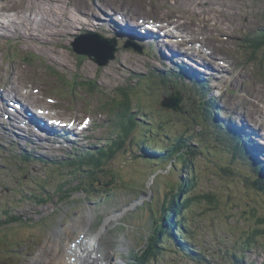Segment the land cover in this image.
<instances>
[{"label": "rangeland", "instance_id": "obj_1", "mask_svg": "<svg viewBox=\"0 0 264 264\" xmlns=\"http://www.w3.org/2000/svg\"><path fill=\"white\" fill-rule=\"evenodd\" d=\"M0 3V96L7 101L10 97L26 105H42L53 113H67L64 117L68 121L87 120L86 116L93 120V125H84L87 132H83L81 142L76 139L75 144L44 148H40L42 144L25 141L19 145L20 138L16 135L21 136L18 133L21 127L9 125L3 115L7 109L0 100L5 109L0 108V264H53L62 253H67L72 240L80 236L81 228H88L86 234L92 236L103 224L106 228L99 240V251L108 264H137V255H141L140 264H264V232L257 235L254 230L255 220L264 215V192L258 191L264 190L260 181V176L264 177L263 163L260 158L254 161L236 150L231 136H226L225 126L229 121L241 125L240 118L223 107L226 95L239 97L246 121L264 129L260 127L264 126V45L253 47L252 43L255 52L252 57L244 39L246 35L264 31V0H0ZM101 3L115 5L117 11L94 9L90 18L80 8L85 5L90 10ZM97 14L104 19L108 14L117 15L125 22L136 21L133 15L184 26L192 40H202L205 46L214 49L208 53L216 54L218 61L228 65L223 68L226 83L222 84L217 77L209 78L205 95L193 79L181 76L179 68H184L175 65L176 57L166 58L167 48L159 53L154 44L141 46L135 41L142 47L141 53L126 48L123 45L127 39L112 34V26L95 18ZM78 16L86 27L80 26ZM98 21L106 28L92 26ZM88 31L119 38L118 50L108 64L100 66L71 49L70 42L75 36ZM162 31L168 33L165 39L172 43L170 47L183 50L177 42L187 33H180L186 34L181 36L172 27ZM197 48L198 45L191 54L194 57L201 53ZM210 58L212 62L214 59ZM140 77L151 78L145 92H142L144 81H138ZM85 80L96 82L97 94L87 92ZM13 86L16 91L8 94L6 90ZM126 86L130 87V93H135L133 100L124 90ZM117 88L130 97L131 104L117 103L122 107L129 105L133 111L141 110L139 113L147 117L157 133V136L149 134L157 145L152 143L148 149L146 144L139 143L141 133L134 131L130 138L120 140L121 149L107 159L105 155L98 156V152L105 153L108 150L105 141L115 139L120 130L113 128L117 118L100 103L109 100L108 96H117ZM21 89L27 90L22 94L26 98L17 92ZM175 90L184 96L181 111L161 107V97ZM215 96L220 100L219 107L212 100ZM227 101L232 113L236 102ZM116 114L124 115L119 111ZM158 123L162 125L159 127ZM2 125L12 133L6 132ZM216 131L227 139L218 141ZM182 132H185L186 164L177 159L172 167L170 160L151 162L138 156L145 155L144 148L159 155L160 149L171 145ZM231 142L232 145H225ZM83 146L90 151L94 149L100 157L91 168L71 164L76 156L72 149L79 151ZM23 152L33 159L31 156L23 159ZM250 164L260 166L258 174ZM183 182L192 184L191 188L199 193L198 201L189 206L187 193L180 202L193 236L186 233L185 240L178 238V243L188 242L189 254L181 245L165 239L158 244L160 252L159 248L153 249L157 251L155 257L149 254L144 257L143 251L151 248L147 242L152 236L151 227L154 228L149 207L158 214L163 201L171 205L173 185ZM202 194L210 202L204 201ZM88 216L91 220H87ZM105 221L109 223L106 225ZM241 246L250 249L244 257H235V250ZM191 252L195 257H191Z\"/></svg>", "mask_w": 264, "mask_h": 264}, {"label": "bare ground", "instance_id": "obj_2", "mask_svg": "<svg viewBox=\"0 0 264 264\" xmlns=\"http://www.w3.org/2000/svg\"><path fill=\"white\" fill-rule=\"evenodd\" d=\"M15 1V0H14ZM104 0H102V2H103ZM106 1V0H105ZM107 1H109V0H107ZM4 2H5V0H4ZM23 2V1H22ZM155 2V1H154ZM12 3V2H11ZM80 3V2H79ZM85 3V2H84ZM112 3V2H111ZM1 4V3H0ZM3 4V3H2ZM78 4V3H77ZM108 4V3H107ZM103 5V3H101V5H98V4H96L95 5V8H91L90 10H89V6L88 7H86L85 5L84 6H82V7H80V6H78V7H80V8H82L83 10H85V12H86V15H89L90 16V18H91V16H92V14H94V9L95 10H102V12H104V11H117V9L115 8V5H114V7L113 6H109V5ZM10 5V4H9ZM79 5V4H78ZM112 5V4H111ZM20 6V5H19ZM2 7V6H1ZM8 7V6H7ZM101 8V9H100ZM6 11V10H5ZM120 11H123V13L125 12V14L128 16V17H130L131 16V13H128L126 10H124V9H121ZM0 12H1V10H0ZM4 12V11H3ZM97 12V11H96ZM203 12V11H202ZM122 13V14H123ZM52 14H55V12L54 13H52ZM82 14H85V13H82ZM108 15H110V14H108ZM107 15V17L104 19V17H100V16H98V14H97V17L95 16V18H97V19H99V18H101V19H103V20H105L108 24H110L111 26H112V28L111 29H114V31L116 30V26H119V27H123L124 29H126V31L127 32H129V33H131L133 36H135V37H138L139 38V40H141L142 39V41H144L146 44H151V43H153L156 47L155 48H157V50H159V53L161 52L162 53V51L163 50H165L166 48L168 49V51L167 52H165L166 54H167V57L166 58H174V57H176L177 59H178V61L177 62H181V64H183V65H185V66H183L184 67V69H186L187 71H188V69H187V67L188 68H190V67H192V68H195V69H197L199 72H200V74L199 73H197V72H195V71H193V73L191 74V73H189V72H184V74L186 75V76H188L189 78H191L192 76L193 77H197V78H200V79H203V84L204 83H206V81H208L209 80V78H219L220 79V81H221V83L223 84V83H226V81H227V79H226V76L225 75H223L224 74V70H223V68L224 67H226V66H228L227 64H225L224 62H222V61H218V59H217V57H215L216 56V54H214L213 56L210 54V53H208L209 51H212V50H214L213 48H210V47H208V46H205L204 45V43L202 42V40H200L199 39V41H197V42H195L194 40H192V37H190V35H188L189 34V32L188 31H185V30H187L184 26H179L178 25V23H176V22H172V21H168V20H161V21H156V23H157V25L155 24V22L153 21V20H149L150 18H148V19H146V18H144V17H140V16H138V17H134L133 15H132V18H134V19H136V21H131V22H125L124 21V19H122L121 17H118L117 15L116 16H111V17H109ZM113 15H114V13H113ZM124 15V14H123ZM126 15H124V16H126ZM94 16V15H93ZM86 17V16H85ZM115 17V18H114ZM120 20V21H122V22H117V23H119V24H123V26H120V25H118V24H116L115 22V20ZM96 20V19H95ZM112 20H114V21H112ZM148 20V21H147ZM182 20H185V19H182ZM78 21H79V24H80V26L82 27V28H84V27H86L84 24H85V22H84V20L83 19H81V17L80 16H78ZM153 21V22H152ZM186 21V20H185ZM199 21V20H198ZM11 22V21H10ZM101 22V21H100ZM99 21H98V23H93L92 24V26L94 27V26H98V28H101V29H105L106 28V26L104 25V24H101ZM179 22V21H178ZM189 22V21H188ZM208 22V21H207ZM75 23H76V25H77V22L75 21ZM29 24L31 25L32 24V21L30 20L29 21ZM59 24V26H61V24L60 23H58ZM188 24V23H187ZM205 24V23H204ZM88 25H89V23H88ZM87 25V26H88ZM0 26H2L1 24H0ZM209 26V25H208ZM176 28L177 30H178V32H179V35H181V36H184V35H186V34H180V33H187V35L185 36V37H180L179 39V41L177 42V44L178 45H181L180 46V48L181 47H184L183 48V50H178V49H176V48H172V47H170V45L172 46V43H169V41L168 40H166L165 38H167L166 36H169L168 35V33H166V32H164V31H162V30H164L165 28ZM32 28H34L33 27V25H32ZM161 28V29H160ZM77 29L78 30H80L79 29V27L77 26ZM110 29V30H111ZM201 29V28H200ZM212 29V28H211ZM181 30V31H180ZM117 31V30H116ZM120 31V34L122 35V36H124V30L122 29V30H119ZM200 31V30H199ZM73 31L72 30H70V33H72ZM198 32V31H197ZM196 32V33H197ZM202 34V33H201ZM179 35L178 34H174V36L175 37H179ZM192 35H194V34H192ZM198 36V35H197ZM256 36H258V38H256L255 39V37ZM185 38V39H184ZM203 39V38H202ZM209 39V38H208ZM245 45H246V48L248 49V52H249V54L252 56V55H254L255 54V52H253V50L251 49V44H252V46L254 47V44H255V41H259V40H264V31H258L256 34H254V35H246L245 36ZM206 40V39H205ZM223 42V41H222ZM199 46V48H197L196 50L198 51H200L201 53L198 55L199 57H194V56H192L191 54L194 52V50H195V48H196V46ZM205 46V48H204V46ZM205 51H207V52H205ZM210 57H212L214 60L212 61V62H210L209 60H211V58ZM253 57V56H252ZM161 59H163V58H161ZM196 63H198L200 66H201V68L202 69H198L197 67H196ZM176 65V64H175ZM187 66V67H186ZM191 69V68H190ZM162 71V70H161ZM169 74H172V72H168ZM229 74V73H228ZM139 75H141V74H139ZM13 85V84H12ZM16 89V87H11V90H6V91H8V94H10V92L11 91H16L15 90ZM22 90V91H21ZM20 91H17L19 94H26L27 93V90H24V89H21ZM13 94V93H12ZM23 96V95H22ZM4 97V96H3ZM24 98H26V96H23ZM240 97H242L241 95H240ZM21 99V98H20ZM228 99H230L231 101H232V103H234V101L236 102V105H235V107L232 109L233 111H232V113H231V111H230V108H231V106L230 105H228ZM9 101H11L12 103H14L16 106H18V107H20V108H23L24 109V107L26 108V110H25V113L27 112L31 117H34V116H36L37 118H39L40 120H43V118H41L40 117V114L38 113V112H40V111H34V110H32L31 108H30V106H28V105H26V103H20V102H16V101H13L10 97H9V99H8ZM213 102H217L216 103V105L218 106V104H219V106L221 105V103L220 102H218V101H220V100H218V96L216 97H213ZM240 101H241V99H240ZM240 101H239V97H234V98H232V97H230V96H228V95H226L225 96V99L223 100V107H224V110L225 111H227L228 113H230V114H234V115H236V116H238L239 118H240V120H239V122L238 123H240L241 124V126H243L242 128H241V132L242 133H244V134H246L247 136H249V142H250V144L248 145V152H249V157L250 158H253L254 160H258V158H259V156L261 155V151H262V154L264 153V146H260V148L257 146V144H258V139L259 138H261V139H264V129L263 130H260L258 127H256L255 125H250L247 121H246V118H245V116H244V109H243V107H242V105H241V103H240ZM22 102V101H21ZM252 102V101H251ZM29 104H31V105H33L32 103H29ZM257 104V103H256ZM255 104V105H256ZM218 106V107H219ZM257 107V106H256ZM260 108V107H259ZM42 112V111H41ZM256 112V111H255ZM258 113V112H257ZM256 113V114H257ZM262 113V112H261ZM260 113V114H261ZM44 114V113H43ZM254 115V114H253ZM255 116V115H254ZM4 118H7V122H9V125L11 126V123H13V122H11V116H7L6 114H4ZM70 121H68L67 120V122L68 123H72L73 122V120H71V119H69ZM254 121V120H253ZM255 123H257V125H259L260 126V123L258 122V121H254ZM103 125H104V123L103 122H101ZM196 124V123H195ZM8 125V126H9ZM93 125V124H92ZM96 125H98V124H96ZM2 126H4V125H2ZM87 127H88V124L86 125ZM192 126V125H191ZM79 127L80 128H82V130H84V131H86L87 132V129H86V127L85 126H80L79 125ZM237 127L238 128H240V126H239V124H237ZM260 127H264V126H260ZM5 128V127H4ZM27 130L25 131L24 129H19L18 130V133L19 134H21L22 136H24V138L25 139H23L22 138V136H20V135H16L17 137H19L20 139H19V145H21V141H25V142H33L34 144H36V143H39V144H42L41 142V140L42 139H46V140H48L49 141V138H47V136H44V135H42V134H40V132L39 131H37V130H34V129H30V128H26ZM251 130V131H249V130ZM64 130V129H63ZM5 131L6 132H8L9 130L8 129H6L5 128ZM65 131H70V130H65ZM29 133V137H28V134ZM74 136V134L72 133V132H70V133H68V134H65V135H63V138H65V139H69V136ZM258 136V137H254V136ZM61 137V136H60ZM40 138H42V139H40ZM72 138V137H71ZM166 138H167V136H166ZM17 140L15 139L14 140V142H16ZM24 143V142H23ZM22 143V144H23ZM45 146H43V145H41V147L40 148H44ZM34 151L33 152H35L36 151V149L34 148L33 149ZM37 152H38V150H37ZM54 154V153H53ZM39 155V154H38ZM52 157V156H51ZM39 159V158H38ZM71 159V158H70ZM44 160H46V159H44ZM73 161V160H72ZM71 161V162H72ZM62 164V163H61ZM49 166H50V164H48ZM60 165V164H59ZM58 165V166H59ZM56 166V165H55ZM58 166H56V167H58ZM51 169V168H50ZM61 170V169H60ZM115 216V215H114ZM87 220H91V217L90 216H88L87 217ZM109 221H110V219H109ZM109 221L106 223V221H105V223H106V225L109 223ZM103 226V225H102ZM105 228L106 227H101L100 229H99V231H97L94 235L92 234V236L91 235H88V234H86L87 232V229H83V228H81V230L79 231V232H81V234H80V236H78V238L76 239V240H72V243H71V245H70V247H69V250L67 251V253L65 254V255H63V253L57 258V260L53 263V264H108V263H106L105 262V260H104V258H103V256L101 255V252L99 251V240H100V238H101V235H102V233H103V231L105 230ZM189 231L193 234V231L191 230V229H189ZM186 232V231H185ZM186 233H188V232H186ZM80 241H82V242H80ZM227 249H229V248H227ZM247 251H244V252H242V257H244V255H245V253H246ZM249 254V253H248ZM194 255H193V253L191 252V257H193ZM55 257V256H54ZM195 257V256H194Z\"/></svg>", "mask_w": 264, "mask_h": 264}, {"label": "trees", "instance_id": "obj_3", "mask_svg": "<svg viewBox=\"0 0 264 264\" xmlns=\"http://www.w3.org/2000/svg\"><path fill=\"white\" fill-rule=\"evenodd\" d=\"M255 45H260L263 47L264 40L255 41ZM139 76H141V75H139ZM141 79L145 83V86H144V89L142 90V92H145L146 91V85H147L149 79H151V78L140 77V79L138 81H140ZM84 84L87 87L88 93L97 94L96 89H95L97 87V84L95 81L85 80ZM124 90L129 95H131V98L133 100L135 93L134 94H132V92L130 93V87L126 86V89H124ZM108 97L110 99L102 101L100 103V105L102 107H104L106 110H109V113L112 115V117L117 118V120H118L117 125L113 128L119 129L120 131H118V136L115 139H110V140L105 141V146L108 148V150L103 154L98 152V156L99 155H105L107 157V159L112 158L117 153V151L119 149H121V147H122L120 145V140L122 138H130L133 135L134 131H138L141 133L139 143L140 144L141 143L146 144L147 148L151 149L150 145L152 143H154V141H153L154 139L150 138L149 134L157 136V133L153 132L154 129L151 128L152 127L151 122L146 120L147 117L145 115H143L142 113H139V111L141 112V110L133 111L130 109L129 105H126V107H122L120 104L117 103V102H121V103L131 104L130 97L123 90H119L117 88V96H115V97L108 96ZM118 111H119V114H124V115H117L116 112H118ZM207 118L208 117L204 116V120H207ZM161 125H162L161 123H158L159 127ZM184 136H185V132H182L180 134L179 138H176L172 142L171 145L167 146L163 150H161L160 147H158L160 149L161 153L157 156L155 155V154H157L155 151H154L155 152V154H154V152L152 150H148L145 148H144L145 155H138V156L145 157L147 161H153V162H156L159 160H161V161L170 160L171 161L170 164H173L172 167L173 166L175 167L174 162L177 159H179V161H182V163L184 165V164H186L185 155L187 154ZM165 138H166V136H165ZM166 139H168V137ZM154 145H157V142L154 143ZM85 150H86V152H81V154L76 155L74 157L73 161L71 162V164H76L78 167L86 166L87 168H91L97 163V161L100 160V157H97V154H95L94 151H92V150L90 151V150H88V148H86ZM195 152L196 151H193V153H195ZM22 155H23L22 156L23 159L29 158L27 156V154L24 152ZM31 159H33V157ZM94 170L92 171V174H94ZM253 171L255 173H257V168L254 166H253ZM260 181L264 183V179L260 178ZM113 182L116 183V180L114 179ZM173 186L174 187L172 188L171 192H173V191H175V192H173L171 195V201H172L171 205H167V201L166 202L163 201L161 203V209H160V212L158 213L159 219L156 218V215H158V214H156V212L153 211L151 207H149V210L151 211L152 224L154 225V228L151 227V235L152 236L149 237L148 242H147V243H149L151 248H149V249L146 248L143 251L142 255L144 257H147V254H149L152 257H155L157 251L156 250L153 251V249L159 248V252H160L161 245L158 246V244L160 242L162 243L165 239H170L173 242H175L176 245H181L182 248L185 249L187 251V253L189 254V251L187 248L188 243H186V242L182 243V244L178 243V240H179L178 238L185 240V238H184V236L186 234L185 231L188 229L187 223H186L187 215H183V209L180 207V202L182 201L183 194L187 193V195L189 196V203H188V206H189L193 201H198L199 193L196 192L193 188H191L192 184H190L188 182H183L182 184H175ZM90 187H92V185ZM177 188H179V190H175ZM258 191L264 192V190H260V189H258ZM109 192H111V191H109ZM201 197H203L202 199H204V201L210 202V198L208 196H206L205 194H202ZM263 224H264V215L258 216L257 219L255 220V228L256 229H254L255 233L257 235H261L262 232H264V227H262ZM155 227H156V229H155ZM187 232H188V235L190 237L193 236V234L189 231V229L187 230ZM247 240H249V239H247ZM249 249H250L249 247H245V246L238 247L235 250L233 255L235 257H242L243 256L242 252L247 251ZM140 259H141V255H137V257H136V261L138 262L137 264H140Z\"/></svg>", "mask_w": 264, "mask_h": 264}, {"label": "water", "instance_id": "obj_4", "mask_svg": "<svg viewBox=\"0 0 264 264\" xmlns=\"http://www.w3.org/2000/svg\"><path fill=\"white\" fill-rule=\"evenodd\" d=\"M71 46L77 55L85 56L95 61L98 65L103 66L114 59L118 50V41L115 37H104L99 33L86 32L76 36L71 42ZM123 46L132 48L139 53L141 52L139 47L129 41H125ZM181 100L182 94L179 90H175L169 95H163L159 104L166 109L181 111Z\"/></svg>", "mask_w": 264, "mask_h": 264}]
</instances>
